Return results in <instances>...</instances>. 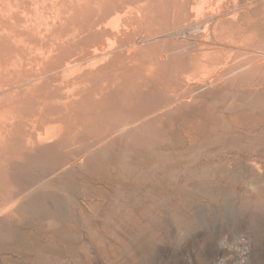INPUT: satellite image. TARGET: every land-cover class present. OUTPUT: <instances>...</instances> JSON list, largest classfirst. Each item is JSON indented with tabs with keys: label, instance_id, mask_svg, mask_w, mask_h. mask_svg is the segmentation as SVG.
Wrapping results in <instances>:
<instances>
[{
	"label": "rangeland",
	"instance_id": "374dc122",
	"mask_svg": "<svg viewBox=\"0 0 264 264\" xmlns=\"http://www.w3.org/2000/svg\"><path fill=\"white\" fill-rule=\"evenodd\" d=\"M73 3L63 5L61 20L53 27L63 42L46 51L39 68L29 48L8 47L0 41V56L6 57L3 66L9 57L18 63L12 80L41 73L40 85L30 92L16 87L21 103L11 137L0 148V177L11 180L13 197L44 179L48 199L46 209L40 210L39 201L29 193L17 202L9 225H0L11 234V239L0 238V264H234L247 247L246 264H264V130L207 131L198 141L189 142L181 132L184 122L193 118L192 111L173 118L179 128L170 134L171 143L160 144L164 132L137 118L148 111L142 98L155 85L161 82L174 91L182 88L175 69L165 67L164 81L143 79L139 63H147L148 48L126 52L130 36L119 39L114 51L92 57L93 48L106 34L102 23L116 10L141 4L147 14L144 30H162L191 18L190 0ZM31 37L27 40L34 41ZM167 45L173 46L170 41ZM185 45L188 50L195 48L186 40L177 46ZM176 58V65L182 66L178 63L183 56ZM60 72L69 73L68 79L62 80ZM40 103L44 123L59 126L60 135L50 140L48 133L43 150H26L21 139L35 138L30 120ZM128 123L130 127L119 133ZM160 152L184 156L186 169L178 178L123 162L126 156ZM250 158L261 160L259 171L250 168ZM3 163H8L10 173L2 171ZM135 180L158 182L164 193L134 186L132 194H143V200H136L116 184L122 181L128 187ZM249 181L254 187L247 185ZM52 229L61 234L57 241L50 238Z\"/></svg>",
	"mask_w": 264,
	"mask_h": 264
},
{
	"label": "bare ground",
	"instance_id": "6f19581e",
	"mask_svg": "<svg viewBox=\"0 0 264 264\" xmlns=\"http://www.w3.org/2000/svg\"><path fill=\"white\" fill-rule=\"evenodd\" d=\"M74 1L78 5L82 0H0V41L8 47L29 48L39 68L45 60L46 51L63 42H60V37L53 33V27L61 20L63 5L67 3L74 5ZM81 4L78 6L84 5ZM116 11L105 23H102L101 28L106 31V34L101 44L93 48V59L114 51L119 39L130 36L131 41L126 52L136 54L141 49L148 48L147 63H139L143 79H148L152 83L156 79H162V72L165 71L167 65H170L176 71L175 79L182 84V88L174 91L164 83L157 82L163 85H155L151 92L149 91L150 93L142 98L148 103V111L139 115L137 120L164 132L159 138L160 144L165 145L172 142L170 134L179 128L173 118L192 111L195 112L193 118L184 122L181 132L189 142L198 141L207 131L232 134L235 131L252 133L264 130V0H190L191 18L181 25L173 28L165 27L162 30H144L147 14L141 4L134 3L127 6L123 12ZM27 36H32L34 41H28ZM182 40L188 41L189 45L195 48L188 50V45L177 46ZM169 41L172 47L166 46ZM159 44L163 46L159 47ZM180 55L184 60L178 63L182 65L179 67L176 65V57ZM4 58L6 59L0 56V148L5 147L6 141L10 139L11 126L18 118L17 111L21 100L16 94V87L22 86L30 92L40 85L41 81L39 77L41 73L21 81L19 78L17 82L16 79L12 80V71L17 68V60L9 57L3 66ZM64 72L58 73L62 80L68 79L69 73ZM70 72L73 76L77 73L75 70ZM73 85H76V82ZM42 112L43 103H40L38 112L30 120V126L36 131L35 138L23 136L21 139L26 150L42 148L47 144L48 133L51 134L50 140L60 135L59 126H47V123H44ZM129 127L130 123L124 124L118 132L122 133ZM85 153L88 152L85 151ZM183 158V155L160 152L153 155L126 156L123 162L160 171L162 175L166 174L168 177H177L185 167L182 164ZM75 161L74 166L77 165ZM260 162L261 160L256 158L247 159L250 168L256 171L260 170ZM63 168L67 169L65 166ZM1 169L7 174L11 171L8 163H3ZM9 180L0 177V225L8 224L18 201H23L29 193H33L35 202L39 201L37 204L40 205V210L46 209L48 200L45 189L46 180H37L31 187L23 189L14 197L10 185L11 180ZM112 181L114 180L110 182ZM116 184L120 190L135 196L136 200L141 198L143 200V194H132L134 186L144 187L148 191L157 190L159 192L160 190L164 193L163 188L157 185L158 182L145 183L135 180L128 187L122 181ZM247 185L250 188L254 187L252 181H249ZM151 202L154 201L151 200ZM2 228L3 226L0 228V238L11 239L9 231L6 229L3 231ZM37 229L40 234L43 233L42 226ZM55 232L51 230L52 241H57L61 235L60 232V235ZM248 248L241 249L234 264H246L244 254L247 253L245 250L248 251Z\"/></svg>",
	"mask_w": 264,
	"mask_h": 264
}]
</instances>
